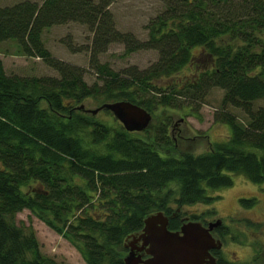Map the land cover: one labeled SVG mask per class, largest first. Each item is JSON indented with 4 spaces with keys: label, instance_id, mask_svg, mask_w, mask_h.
Instances as JSON below:
<instances>
[{
    "label": "trees",
    "instance_id": "obj_1",
    "mask_svg": "<svg viewBox=\"0 0 264 264\" xmlns=\"http://www.w3.org/2000/svg\"><path fill=\"white\" fill-rule=\"evenodd\" d=\"M113 1L20 0L0 6V41H14L22 55L38 57L57 73L6 74L0 60V264H58L35 241L21 243L4 214L28 209L85 264H124L125 238L140 231L145 216L161 211L167 228L177 230L184 218L179 208L212 203L217 196L207 190L230 186L229 173L264 184V104L253 106L264 97V0H158L161 10L145 24L143 40L115 28L108 9ZM67 22L92 33L91 84L82 67L52 57L41 41L43 29ZM224 36L225 43L216 42ZM110 43L121 44L124 56L152 49L157 58L143 69L115 71L98 60ZM190 65L189 75L169 80ZM212 87L222 90L212 122L227 124L230 132L198 154L176 148L168 121L149 123L136 135L77 108L100 97L101 103L127 100L154 113L204 103ZM228 107L239 109L244 121ZM239 203L250 207L254 200ZM25 252L33 257L17 262ZM210 254L219 256L216 249Z\"/></svg>",
    "mask_w": 264,
    "mask_h": 264
},
{
    "label": "rangeland",
    "instance_id": "obj_2",
    "mask_svg": "<svg viewBox=\"0 0 264 264\" xmlns=\"http://www.w3.org/2000/svg\"><path fill=\"white\" fill-rule=\"evenodd\" d=\"M20 0H0V6L11 5ZM114 26L122 32H130L138 39L146 38L144 29L147 21L161 10L158 0H114L108 7ZM92 33L82 24L67 22L51 25L42 30L40 38L44 47L54 58L69 64L82 67L85 72L83 78L87 84L96 81L94 72L88 66L89 45ZM224 36L216 42L225 43ZM231 43V42H230ZM199 49L195 48L194 53ZM123 46L119 43H110L105 52L98 55L100 62H106L113 70L134 65L138 69L147 67L157 58L155 50H136L126 56L122 54ZM0 60L6 74L19 76H57V73L45 65L38 57L22 55L17 44L12 40L0 41ZM199 64V61H197ZM193 66H185L169 80H177L189 75ZM222 90L212 87L204 96V103L194 100L183 104L180 108H158L150 113V123L157 120L168 121L171 128V137L176 148L180 151L188 150L192 154L204 152L217 142L226 140L229 135V126L224 123H213L212 115L219 111ZM102 98H87L80 104L85 110L97 107ZM264 104V97L255 100L253 106ZM244 121L243 113L237 108H227ZM88 114V113H86ZM96 119L108 125L117 121L111 114L103 110L93 115ZM175 131L172 132V128ZM140 135L143 132H135ZM210 143V144H209ZM232 184L225 188L207 190L212 196H217L209 205L202 203L183 204L180 208L181 216H188L198 221L211 222L216 218L226 227V246L232 253L227 257L235 260L236 264H264V184L251 183L238 174L229 173ZM175 195V193H174ZM252 198L254 203L250 207H243L239 200ZM169 205L174 209L175 204ZM195 216V217H194ZM5 224L20 233V242L23 240L35 241L37 249L43 254L52 257L58 264H85L78 251L53 229L48 227L28 209H22L13 216H2ZM215 238V232H211ZM253 254V255H251ZM33 257L32 252H25L17 262H26ZM247 262V263H246Z\"/></svg>",
    "mask_w": 264,
    "mask_h": 264
},
{
    "label": "water",
    "instance_id": "obj_3",
    "mask_svg": "<svg viewBox=\"0 0 264 264\" xmlns=\"http://www.w3.org/2000/svg\"><path fill=\"white\" fill-rule=\"evenodd\" d=\"M77 108L85 110L82 104ZM102 109H106L127 132L144 131L151 120L148 111L127 100L103 102L85 111L95 115ZM167 222V216L161 211L145 216L140 231L131 235L128 243H124V247L129 245V248L123 256V263L216 264L210 250L219 249L220 241L210 231L219 225L218 219L206 226L197 221H182L177 230H169ZM133 245L146 256L142 258L140 254H136Z\"/></svg>",
    "mask_w": 264,
    "mask_h": 264
},
{
    "label": "flooded vegetation",
    "instance_id": "obj_4",
    "mask_svg": "<svg viewBox=\"0 0 264 264\" xmlns=\"http://www.w3.org/2000/svg\"><path fill=\"white\" fill-rule=\"evenodd\" d=\"M184 219L185 218H183L181 221H184ZM216 219H218V218H216ZM207 223H209V222H205L204 226H206ZM225 229H226V227L221 222H219V225L211 230V232H213V231L215 232V235H216L215 238L220 241V247H219V249H216L217 253H219V256H218L219 258L217 257L216 259L215 258L214 259H215V261H218L220 264H236L235 260L230 259V258L227 257V255H228L227 253H232L233 254V252H231V250L226 248V246L229 245L230 242L228 241L226 243V237H225L226 236V230ZM136 246H138V243H136ZM136 246L133 245L135 253L136 254L137 253L140 254L141 257L144 258L145 255L143 254L142 250L141 251L136 250L135 249ZM128 248H129V245H127V249ZM251 255H253V254H251ZM247 262L249 263V262H252V261H247Z\"/></svg>",
    "mask_w": 264,
    "mask_h": 264
}]
</instances>
